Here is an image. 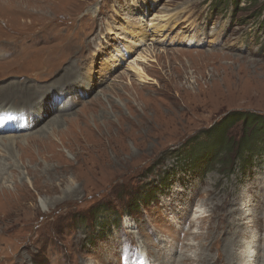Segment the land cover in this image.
Returning a JSON list of instances; mask_svg holds the SVG:
<instances>
[{"label":"rangeland","instance_id":"1","mask_svg":"<svg viewBox=\"0 0 264 264\" xmlns=\"http://www.w3.org/2000/svg\"><path fill=\"white\" fill-rule=\"evenodd\" d=\"M263 18L264 0H0V104L29 99L0 118V264H191L230 239L264 264V154L181 156L229 112L264 116Z\"/></svg>","mask_w":264,"mask_h":264},{"label":"trees","instance_id":"2","mask_svg":"<svg viewBox=\"0 0 264 264\" xmlns=\"http://www.w3.org/2000/svg\"><path fill=\"white\" fill-rule=\"evenodd\" d=\"M238 123L241 124L243 137L235 144L230 137H227V132ZM206 134L207 137L202 141H197L196 136L193 137L194 143L192 145L188 143L181 153V156L185 157L184 161L191 166L202 163L206 166L205 169H209L212 163L218 162L225 168L238 167L244 170L253 167L254 158L264 154V116L248 112H229L207 130ZM233 150L235 154L229 164L225 157L232 154ZM145 196L146 193L138 199L136 196L132 198L128 209L131 208L130 206L138 209L145 205Z\"/></svg>","mask_w":264,"mask_h":264},{"label":"bare ground","instance_id":"3","mask_svg":"<svg viewBox=\"0 0 264 264\" xmlns=\"http://www.w3.org/2000/svg\"><path fill=\"white\" fill-rule=\"evenodd\" d=\"M24 43V42H23ZM22 43V44H23ZM2 49H0L1 51ZM1 56V55H0ZM77 74V73H76ZM143 75V74H142ZM144 76V75H143ZM72 77V74L71 76ZM18 82V81H17ZM24 82V81H23ZM16 86H19V87H23V88H26V87H29L26 84H19V83H16L14 85H11L10 87H14L16 88ZM18 90V89H17ZM14 91V90H13ZM9 92L11 93V89L10 90H7L4 92H1L0 91V94H5L6 96H8ZM14 93V92H13ZM17 93V92H16ZM10 95V94H9ZM29 97V96H28ZM33 97V96H32ZM31 97V98H32ZM21 98V97H20ZM24 98V97H23ZM29 101V99L27 100V102ZM26 102V103H27ZM25 102H23L22 100H20V102L16 105V106H11V107H8L7 110L5 108H2L3 106V102L0 104V118L4 117V116H7L9 113H13L14 111H16L15 113L18 114V110H22L26 104ZM42 109H39V111L37 112L39 114V117H41L40 119L41 120H44L46 118V116L48 115V113L45 111V113H43L44 111H41ZM44 118V119H43ZM30 119H34V115L31 114L30 115ZM2 122V121H1ZM39 123V122H38ZM37 123V124H38ZM9 124V121L7 122H2V124H0V136H2L3 134H5V132H8V129L10 128V126H8ZM10 124H12V121H10ZM14 138L15 137H12V136H4L3 138H0V143H3V145H5L4 143H9V142H13L14 141ZM237 245L236 241L234 239H230V242L225 245V256H223L222 254L220 253H217L216 254V258L214 259H210L208 255H206L205 257H198L197 261L195 262H192L191 264L193 263H196V264H236L234 263V259L237 258V253L234 251V248ZM214 248V246L212 247ZM210 250V248L208 249ZM248 251V250H247ZM249 252V251H248ZM201 259V260H200ZM185 260V261H184ZM188 259L187 258H183L181 260V264H184L185 262H187Z\"/></svg>","mask_w":264,"mask_h":264}]
</instances>
